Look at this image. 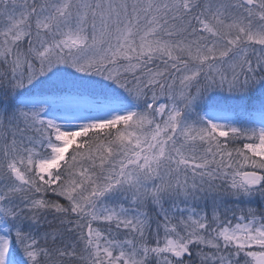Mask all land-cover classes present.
Listing matches in <instances>:
<instances>
[{
  "label": "snow or ice",
  "instance_id": "snow-or-ice-1",
  "mask_svg": "<svg viewBox=\"0 0 264 264\" xmlns=\"http://www.w3.org/2000/svg\"><path fill=\"white\" fill-rule=\"evenodd\" d=\"M0 264H264V0H0Z\"/></svg>",
  "mask_w": 264,
  "mask_h": 264
}]
</instances>
